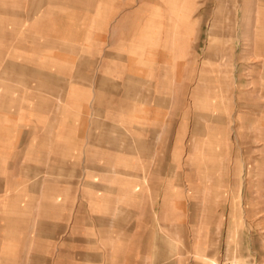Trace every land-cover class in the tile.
<instances>
[{
	"label": "crops",
	"instance_id": "1",
	"mask_svg": "<svg viewBox=\"0 0 264 264\" xmlns=\"http://www.w3.org/2000/svg\"><path fill=\"white\" fill-rule=\"evenodd\" d=\"M53 1L34 0L31 10L38 16L32 18V29L36 30L35 33L39 37L54 34L59 39L63 47L59 49L56 57L53 56L56 51L52 53V49H55L52 43H50L52 46L49 44L41 46L36 43L35 52L24 51L17 54H9L8 51L5 52L7 49L0 46V173H4V176L0 177V264H104L105 254L112 264L119 262L120 243L127 244L130 248V241L134 236L132 234L134 230L130 232L126 223L133 219L144 221V260L147 258L144 264L152 261V253L156 255L157 261H162L166 259L164 254L167 252L172 250L178 252V244L169 243L162 230L157 227L153 230V225L156 226L155 222L163 224L173 204L180 205L168 195L167 180L163 181L161 171L159 181H155L154 184L152 182V133L148 132L137 139L138 143L135 142V145L138 144L140 147L138 153L147 164H144L143 175L137 176L143 178L144 182L141 183L143 185L131 182L132 184L128 186L131 188L132 201L136 205L133 210L127 208L129 202L124 200V195L128 188L124 184L125 181L122 186L121 181L124 177L122 176V179L120 175L125 174L124 176L128 178L135 175L127 166L119 168L112 160L135 157L138 154L136 153L138 147L135 148L133 145L131 148L130 144H126L129 142L128 136L120 138L119 134L113 133L111 126L114 122L108 117L111 114L109 109L135 108V104H132L133 101L129 98L131 95L145 92L148 86L149 113L143 129H146V125L151 129L152 121L149 114H151L152 46L154 43H161L162 37L152 36V29L156 26H153L151 20L147 22V29L145 25L143 26V37L137 38L133 30L124 33L126 36H122L121 41L117 38V42L113 37H98L97 32L81 30L83 27L76 24L75 17H78L79 13L89 11L80 6L82 0H77L80 3L75 4L72 0H63L62 5L56 6ZM130 2L99 0L97 9L92 11L99 14L100 23L105 27L103 36L105 33L108 34L111 21L118 23L115 26L118 28L127 17L124 15L122 18L124 13L134 17L135 13L141 11L128 9ZM149 4L150 2L146 6L147 10L150 9ZM3 5L5 4L1 2L0 13L7 14L8 10L4 9ZM84 13L79 15V21L87 25L88 16ZM177 39L175 37L174 44ZM241 39L238 41H243ZM76 40L83 45L81 54L91 52V44L105 43L109 48L107 50L103 48L95 62L88 59L89 56L86 59L84 56L76 58L75 67L73 66L75 59L70 56L69 48L66 47L68 44L71 46ZM179 42L181 44L182 39ZM176 50L178 51L177 48ZM261 54L263 55L262 52ZM97 62L100 63L99 68ZM258 66L263 65L257 64L247 72L250 74L253 68ZM260 71L263 72V69ZM249 76L246 81L240 80L235 84L245 85L247 88L254 82L259 83L260 79L255 81L251 75ZM73 92L80 94L79 113L74 115L79 128L72 126ZM260 92L249 87L245 95L254 96L257 101L262 99ZM254 105L260 107L261 111H251L250 107ZM243 107L246 110V119L255 117V125H260L262 121L259 118L262 116L264 104L254 101L246 103ZM59 119H62L64 127L59 130V135H56L55 124ZM246 127L249 128L247 125ZM159 133L156 136L160 139L162 132ZM221 134L223 135L216 140L227 143L221 155L218 153L217 156H213L214 163L209 166L207 172L210 183L215 184L213 193L206 192L205 188L201 190L194 184L200 181L201 173L205 171L201 170L200 165H195V169L192 167L195 173H192L191 189L194 195L196 193L209 195L207 203L213 206L209 209V220L221 217L215 211L217 198H223V204L226 206L231 199L233 203V199L241 197V194L245 198L243 204L259 206L256 215H260L264 211L263 144L248 150L242 149L241 146L244 144L243 141L262 142L264 133L256 132L255 135L236 133L234 139L238 142L235 144H232V137L228 132L222 131ZM192 135L195 136L193 132ZM211 136L208 134V137ZM254 152L255 157L249 155ZM192 153L196 160V151ZM246 155H249L248 160L244 161ZM57 156L64 158L83 156L86 164H81L80 172L91 173L90 178L89 176L85 180L82 178L77 184L79 195L76 193L74 202L71 181H65L61 185L55 181L39 180L41 157L49 158L46 172L64 175L71 173L72 167L66 159L63 167L56 163V159H52ZM125 180L127 181V178ZM129 180L131 179H128V183ZM58 185L66 190L62 212H57L56 207L60 205L59 196L57 197L55 192ZM43 191L44 194L53 196H44ZM220 214L227 215L226 211ZM236 217L241 219L239 216ZM121 235L126 236L128 240H124L123 237L121 242ZM133 262L135 263L133 257H128L127 264Z\"/></svg>",
	"mask_w": 264,
	"mask_h": 264
},
{
	"label": "rangeland",
	"instance_id": "2",
	"mask_svg": "<svg viewBox=\"0 0 264 264\" xmlns=\"http://www.w3.org/2000/svg\"><path fill=\"white\" fill-rule=\"evenodd\" d=\"M62 1L54 0V6L62 5ZM82 1L80 6L89 11L79 13L78 17H75L76 24L83 27L81 30L97 32L98 37H113L117 42V38L121 41V37L126 36L124 33H128L129 30L131 32L133 30L137 38L143 37V26L145 25V29H147V22L151 20L153 26H156L152 29V36L162 37L161 43H154L152 46L151 114H149L152 121L151 129L147 127L148 125L145 126V130L143 129L149 113L147 108L149 104L148 86H146L145 92L131 95L129 98L130 101H133L132 104H135V108L107 109L111 112L108 117L114 122L111 126L113 133L119 134L120 138L128 136L129 142L127 141L126 144H130L131 148L133 145L135 148L138 147L135 142L138 143L137 139L142 138L143 134L152 133V182L154 184L155 181H159V172L161 171L163 181L167 180L168 195L180 205L173 204L171 211L167 212V220L163 224L155 222L156 226L153 225V230L156 227L162 230V234L167 236L169 243L178 244V252L173 250L167 252L164 254L166 259L162 261H157L156 255L152 253V261H148V264H232L233 262L264 264V211L260 214H263L262 216L256 215L259 206L243 204L245 198L242 197V194L241 197L233 199V203L231 199V202H228L226 206L223 204V198L216 197L218 202L215 211L219 213L221 219L217 217V220H209V209L213 207L207 203L209 195L207 193L194 195V191L191 189L192 173H195L192 171V167L195 169V165H200L201 170L205 171L201 173L200 181H196L194 184L201 190L205 188L206 192L213 193L215 184L210 183L207 172L209 166L214 163L213 156H217L218 153L221 155V151L227 143L216 140L223 135L222 131L231 135L232 144L238 142L234 139L236 133L254 135L256 132L264 133V110L259 118L262 121L261 124L255 125L256 118L246 119V110L243 107L246 103L254 101L264 104V0H130V6L127 8L140 9L141 11L135 13L134 17L122 13V18L124 15L127 16L123 20L124 22H121L117 28L115 26L118 23L111 21L110 30L104 36L102 32L105 27H102L100 23L101 18L98 13L92 11L97 9L99 0ZM1 2L5 4L3 8L8 10L7 14L0 13V46L7 49L5 52L8 51L9 54L24 51L31 53L35 52L36 43L41 46L46 44L52 46L50 44L52 43L55 47L52 49V53L56 51L53 55L56 57L59 49L63 47L59 39L54 34L45 37L40 35L39 37L35 33L36 30L32 29V18L38 16L31 10L34 0H0V4ZM75 2L79 1L72 0L73 4ZM148 2H150L151 11L147 10ZM83 13L88 16L87 25L85 22L79 21V15ZM97 21H99L98 24ZM131 25L134 26V29ZM175 37L178 38V43L176 41L174 44ZM240 38L243 41H238ZM181 39L182 43L180 44L179 40ZM78 42L79 40H76L71 46L68 44L66 47L69 48L70 56L75 59L73 64L75 67L77 65L76 58L84 56L86 59L89 56L88 59L95 62L100 56L99 52L103 48L106 50L109 48L105 43L104 45L102 43L91 44L92 51L81 54L83 45ZM63 57L61 56V58ZM257 64L263 66L253 68L249 74L248 69ZM99 67L100 63L97 65V68ZM262 69L263 72L260 71ZM248 74L255 81L260 79L259 83L254 82L247 88L245 85L235 84L240 80L249 79ZM249 87L261 91L262 99L256 101L254 96L245 95ZM71 95L73 97L72 126L79 128L74 115L79 113L80 94L73 92ZM113 101L115 102L114 99ZM116 101H118L117 98ZM260 109L257 105L250 107L251 111H261ZM61 111H63L62 101ZM246 125L249 126L248 129ZM55 126L56 135H59V130L64 127L62 119H59ZM260 128L261 130H259ZM159 132H162L160 139L157 137ZM192 132L195 136L192 135ZM208 134L213 136L208 137ZM208 138H215V140ZM243 143L241 148L244 150L254 149L255 146L261 144L264 148V140L258 141V143L254 141H243ZM194 150L197 154L196 160L192 157ZM138 152L139 150L136 151V153ZM238 154L240 155V153ZM249 155L255 157L256 154L254 152ZM249 155L243 158L244 161L248 160ZM52 159H56L58 165L65 163L66 159V162L72 167L71 173L64 175L58 172H46L49 158L41 157L39 180L41 182L55 181L61 185L65 181H71L74 202L77 184L82 178L85 180L91 175V173L81 174L80 172L81 164H86L85 158L83 156L66 158L57 156ZM89 159L93 160V158ZM112 161L119 168L127 166V169L135 175V177L128 178L124 176L125 174H121V178L124 177L121 181L122 186L124 181L126 188L132 184L131 182L143 185L141 184L144 182L143 178H137L138 175H143L146 163L140 153L135 157L114 158ZM8 175L10 176V174ZM105 175L110 176V174ZM1 176L3 177L4 173H0ZM126 178L127 181L128 179L132 181L129 180L130 183H128ZM24 180L26 179L24 178ZM130 189L128 188V191L125 192L124 200L129 202V207H126L133 210L136 204L132 201ZM55 192L60 199V205L56 206L57 212H62L64 210L63 196L66 190L58 185ZM77 194L79 195V192ZM47 195L53 196V194H44V196ZM227 201H229L228 198ZM220 211H226L227 215L220 214ZM237 212L241 214L236 215ZM258 216L260 218L257 219ZM246 217L249 218L245 219ZM126 223L130 232L134 230L132 233L134 236L130 241V248L127 244L120 243V260L113 264H127L128 257H133L135 260V263L132 264H144L147 260V258L144 260V221L143 219H133ZM123 239L128 240L126 236H122L121 242ZM107 258L105 254L103 263L112 264V261Z\"/></svg>",
	"mask_w": 264,
	"mask_h": 264
},
{
	"label": "built area",
	"instance_id": "3",
	"mask_svg": "<svg viewBox=\"0 0 264 264\" xmlns=\"http://www.w3.org/2000/svg\"><path fill=\"white\" fill-rule=\"evenodd\" d=\"M232 264H239V263L233 262Z\"/></svg>",
	"mask_w": 264,
	"mask_h": 264
}]
</instances>
